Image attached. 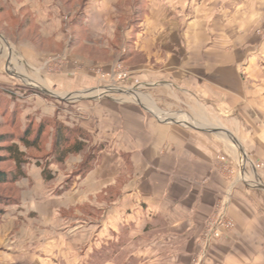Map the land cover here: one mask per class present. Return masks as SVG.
<instances>
[{
  "label": "crops",
  "instance_id": "1",
  "mask_svg": "<svg viewBox=\"0 0 264 264\" xmlns=\"http://www.w3.org/2000/svg\"><path fill=\"white\" fill-rule=\"evenodd\" d=\"M24 1L27 5L20 10L26 7L31 22L44 21L46 38L63 42L64 55L76 41L71 43L68 37L63 5L59 0ZM104 3L108 9L103 21L115 24L111 36L107 38L105 30L95 28V19L83 15L76 23L94 34L82 43L103 41L105 49L127 45L130 57L148 58L136 71L141 83L168 84L220 112L233 113L235 129L225 135L237 151L226 143L222 153V146L203 130L145 119L142 136L129 135V150L118 147V128L100 139L101 132L81 125L94 140L114 141L116 153L104 155L84 178L69 184L64 178L45 182L42 168L29 165L26 179L19 183V203L0 212V264H89L91 256L102 255L108 256L104 264H194L204 225L225 199L235 227L201 264H264V192L258 189L253 170V164L264 163V83H259L264 74L258 66L264 42H244L252 39L254 27L264 25V0L247 6L245 0H210L204 22L196 18L188 23L186 10L193 14L196 7L187 0ZM228 6H235L241 25L220 30L213 25L215 16L217 10L227 14ZM56 16H62L61 29ZM137 18L140 23L134 24ZM121 22L124 27H117ZM62 32L65 39H60ZM28 50L19 55L33 63L41 54ZM120 152L129 155L130 167L119 159ZM219 154L228 158L223 164ZM125 172L129 180L118 199L114 196L118 177ZM85 206L92 208L91 217L78 210ZM74 209L76 214L70 215ZM120 241L124 247L117 249ZM118 257H124V263Z\"/></svg>",
  "mask_w": 264,
  "mask_h": 264
},
{
  "label": "rangeland",
  "instance_id": "2",
  "mask_svg": "<svg viewBox=\"0 0 264 264\" xmlns=\"http://www.w3.org/2000/svg\"><path fill=\"white\" fill-rule=\"evenodd\" d=\"M59 1L67 15L68 37H71V43L76 41L65 49L64 55H62L63 42H55L46 38L48 29L43 23L44 21L41 20L40 24L31 22L32 17L29 16L26 7L20 10L19 7L23 3L27 5V1L0 0V157H2L0 172L14 171V164L9 160L4 149L9 145L17 144L26 159L25 164L22 165L23 172L29 165L34 164L39 165L43 172L46 168V175L42 172L45 182L64 178L63 181L69 184L77 177L84 178L103 157L112 156L117 149L114 141L111 143L107 140H94L91 133H87L81 128V125L85 124L92 126L96 134L101 132L100 139H105L104 136L110 130L118 128V140L115 141H118V147L121 144L122 148L125 147L129 150L132 146L129 142V135L140 136L145 119L169 127L179 125L183 129L191 127L198 132H200L198 129L203 130L202 132L213 137L218 147L222 146V149L220 148L222 153L225 154L223 145L226 143L237 151L236 144L225 135V132L231 135L230 132L235 129L232 126L233 113L220 112L215 106L205 105L203 101L193 99L186 92L168 84L163 83L165 86H162L141 83V80L136 77V71L139 70L138 68L143 62L148 61V58L141 55L130 57L127 54L129 53L127 45L115 48L107 45V49H105L104 46L107 43H103V41L82 43L86 40L91 41V36L94 34L76 23L78 18L83 15H86L87 19H95V28L105 30L107 38L111 36L110 31L113 30L115 24L103 21L106 20L108 9L104 2L108 0ZM187 1L188 5L194 2L196 11L192 14L193 11L189 13L186 10V22L188 23L192 19L196 20V18L200 22H204L207 16L205 15V6L210 0ZM245 1L247 6L248 2L252 3L255 0ZM88 5H92L93 8ZM225 11L227 14L222 12L221 15L217 10L214 26L220 30L229 31L236 23L241 25V17L234 14L235 6L234 8L228 6ZM61 18L62 16L59 19L57 16L54 18L56 23L59 22L58 28L60 29ZM138 19L140 18H137L134 24L140 23ZM249 24L254 27L252 23H246V27ZM116 25L124 27L125 23L121 22ZM58 32L60 34V31ZM62 34L66 33L62 32ZM65 37L66 35L61 36L60 39H65ZM251 37V40L245 38L244 42L263 43L264 25L254 27ZM28 49L35 50L36 54H41L40 57L33 58L35 61L33 63L25 62L27 58L19 55V51L29 54ZM258 66L264 74V49L258 56ZM250 82L253 81L250 80ZM259 83L263 84L264 79H260ZM56 123L70 131L80 132L78 137L85 136V139H82L85 144L84 150L77 155H70L60 164L51 161L52 135ZM28 129L31 139L40 135V141L35 148L26 150L18 139ZM120 133L121 139L119 140ZM133 146L135 145L133 144ZM234 149L233 151H235ZM120 153L118 154L119 159L122 158L125 167H130L129 155H126L125 152ZM224 154H219L221 164L228 159ZM230 169L232 168L230 167ZM230 169L227 172L229 175L233 174L232 170H234ZM234 171L237 173L238 169ZM125 173L118 177L117 191L114 193L118 199L124 194L120 192V188L129 180L128 173ZM255 173L259 178L256 182L258 189L264 192V173L260 169ZM47 176H50V179H47ZM23 179H26V174L15 184H0V212L19 203L22 191L19 183ZM103 198L107 199L104 196ZM90 199H92V195ZM3 201L5 203H2ZM223 204L224 201H219L216 204L211 217L204 225L202 235L197 241L195 255L192 257L194 264H201L210 249L216 247L222 237L235 227L227 215L225 219L233 223V228L227 229L225 219L221 224L216 225L215 221ZM78 210L86 218L92 215V208L89 206ZM69 214H76V209ZM103 214L104 212L101 210V215ZM211 226H216L217 235L215 233L213 239L207 242L206 233ZM122 247H124V241L117 244V249ZM123 258L118 257V261L124 263ZM98 259L99 262H97ZM107 260L108 256H91L89 264L95 262L104 264Z\"/></svg>",
  "mask_w": 264,
  "mask_h": 264
},
{
  "label": "trees",
  "instance_id": "3",
  "mask_svg": "<svg viewBox=\"0 0 264 264\" xmlns=\"http://www.w3.org/2000/svg\"><path fill=\"white\" fill-rule=\"evenodd\" d=\"M79 133L70 131L63 125L56 123L54 133L52 135L51 161L60 164L63 163L70 155H77L81 153L85 148V144L82 142V139H85V136L80 135V137H78ZM18 141L26 150H29L38 146L40 135H37L36 138L32 140L28 129L25 134L18 139ZM4 150L7 153L9 160H11L14 164V171L9 173L0 172V184H15L23 176H25V173L22 170V165L26 162L25 155L22 151H20V147L17 144L9 145ZM1 158L2 157H0V160ZM46 172L47 170L45 168L43 172L44 175H46ZM46 178L50 179V176H47ZM2 203L5 202L3 201Z\"/></svg>",
  "mask_w": 264,
  "mask_h": 264
},
{
  "label": "built area",
  "instance_id": "4",
  "mask_svg": "<svg viewBox=\"0 0 264 264\" xmlns=\"http://www.w3.org/2000/svg\"><path fill=\"white\" fill-rule=\"evenodd\" d=\"M222 160H224V159H222ZM261 170L263 173H264V163H261V162H259V163H256L255 165H253V170L255 171V172H257V170ZM260 177V176H259ZM261 178V177H260ZM257 180H259V178H257ZM226 215H227V213H226V204H224L223 206H222V209H221V212L218 214V216H217V219H216V225H219V224H221L222 223V220H224L225 218H226ZM225 221H227L226 223H227V229H231V228H233L234 226H233V223L232 222H230V220H226L225 219ZM224 222V221H223ZM216 233V234H215ZM207 238H206V241L207 242H209L210 240H212L213 239V235L215 234V235H217V232H216V226L215 227H213V226H211V228H209V229H207ZM218 237V236H217ZM209 244V243H208Z\"/></svg>",
  "mask_w": 264,
  "mask_h": 264
},
{
  "label": "water",
  "instance_id": "5",
  "mask_svg": "<svg viewBox=\"0 0 264 264\" xmlns=\"http://www.w3.org/2000/svg\"><path fill=\"white\" fill-rule=\"evenodd\" d=\"M42 91V90H41ZM42 92H44V91H42ZM46 93H48L49 94V92H46Z\"/></svg>",
  "mask_w": 264,
  "mask_h": 264
}]
</instances>
